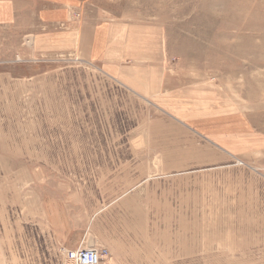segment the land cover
Listing matches in <instances>:
<instances>
[{"label": "rangeland", "instance_id": "rangeland-1", "mask_svg": "<svg viewBox=\"0 0 264 264\" xmlns=\"http://www.w3.org/2000/svg\"><path fill=\"white\" fill-rule=\"evenodd\" d=\"M74 2L160 29L185 77L171 83L212 106L181 117L43 49L29 14L0 27V264L79 247H106L101 264H264V0Z\"/></svg>", "mask_w": 264, "mask_h": 264}, {"label": "crops", "instance_id": "crops-1", "mask_svg": "<svg viewBox=\"0 0 264 264\" xmlns=\"http://www.w3.org/2000/svg\"><path fill=\"white\" fill-rule=\"evenodd\" d=\"M75 11H80V6L74 0H0V27L5 30L29 14L31 21L40 23L42 33L33 34V38L43 49L63 50L97 63L106 73L152 101L167 102L164 107L177 110L181 117L211 108V99L199 105L191 104L194 99L185 100L191 92L186 83H171L185 81V77L175 72V64L165 54L160 29L89 19L84 11L78 17ZM196 88L195 96L208 94L207 87Z\"/></svg>", "mask_w": 264, "mask_h": 264}, {"label": "built area", "instance_id": "built-area-1", "mask_svg": "<svg viewBox=\"0 0 264 264\" xmlns=\"http://www.w3.org/2000/svg\"><path fill=\"white\" fill-rule=\"evenodd\" d=\"M109 250L106 247H79L66 250V264H101L107 257Z\"/></svg>", "mask_w": 264, "mask_h": 264}]
</instances>
